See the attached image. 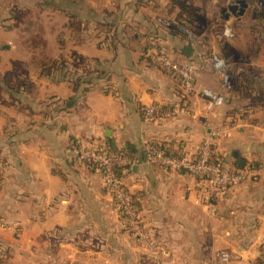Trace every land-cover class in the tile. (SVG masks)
<instances>
[{"label": "crops", "instance_id": "obj_1", "mask_svg": "<svg viewBox=\"0 0 264 264\" xmlns=\"http://www.w3.org/2000/svg\"><path fill=\"white\" fill-rule=\"evenodd\" d=\"M120 1L116 18L102 25L87 16L78 29L69 22L78 12L35 23L21 16L31 15L26 3L0 0V264H261L264 59L247 63L254 73L239 82L243 90L210 108L154 52L193 63L201 86L222 91L214 56L231 53L225 43L248 51L236 29L232 38L211 34L192 44L157 21L169 0H156L155 8L136 0L133 22L129 0ZM39 55L44 59H33ZM29 60L40 62L36 72L14 69ZM50 61L67 67L50 68ZM236 63L231 68L245 73ZM152 105L181 114L148 121L144 110ZM215 130L224 167L244 175L236 187L209 190L188 170L149 160V146L193 158ZM72 143L136 161L120 176L136 205L139 240L122 226L103 173L75 160ZM223 251L230 261L221 260Z\"/></svg>", "mask_w": 264, "mask_h": 264}, {"label": "built area", "instance_id": "obj_2", "mask_svg": "<svg viewBox=\"0 0 264 264\" xmlns=\"http://www.w3.org/2000/svg\"><path fill=\"white\" fill-rule=\"evenodd\" d=\"M247 11L253 12L254 15L264 17V0L252 3L250 0ZM227 5V0H222L218 10L217 21L221 23L219 37L232 38L234 37L233 24L240 19L229 16L226 18L225 12L222 9ZM168 19V18H167ZM158 17L159 24L167 30H180L185 34L192 44H197L201 39V34L190 31L188 27L175 20ZM259 19V18H258ZM257 20V19H255ZM233 23V24H231ZM195 25L198 27L197 21ZM189 29V30H188ZM157 60L160 62L170 74L174 75L181 83L183 90L189 94H196L205 97L208 100L209 107L221 106L226 101V94L233 89V79L236 76L231 71L234 64L232 58L228 55L214 56V66L222 78V91H214L210 88L203 87L197 81V72L193 63H180L172 59L166 51H155ZM243 75L238 72L237 75ZM181 114V109H161L155 105L148 106L144 110L145 119L148 121L165 119ZM220 132L213 131L199 146L195 157L176 158L167 156L162 150L149 146L148 156L153 163L161 165H170L174 168H183L199 177L203 182H206L208 189H222L236 187L244 181V175L239 172H229L224 167L223 156L218 153L215 148V139ZM71 154L78 162L94 164L104 175V180L112 193L117 208L120 212L122 226L130 229L138 240L143 236L137 224V214L132 205L130 193L125 187L121 176L117 169L123 168L128 170L136 161L128 158L123 154H111L103 149L91 146H82L76 143L71 144ZM223 261H230L232 258L228 252L223 251L219 254Z\"/></svg>", "mask_w": 264, "mask_h": 264}, {"label": "rangeland", "instance_id": "obj_3", "mask_svg": "<svg viewBox=\"0 0 264 264\" xmlns=\"http://www.w3.org/2000/svg\"><path fill=\"white\" fill-rule=\"evenodd\" d=\"M222 0H193L195 4L199 6V14L196 18V21L198 23V27L196 30L190 29V31H193L195 33L201 34L202 38L204 36L206 37L207 35L213 34L214 36L218 35V32L220 31L221 28V23L217 21L218 17V10H219V5ZM15 4H21L22 2L26 3L25 4V9L29 10L31 15L29 14H21L22 18H25V20H31L35 22L42 20L46 22L47 17H51L56 20V18H59V20H62L60 17L62 14L66 13L70 15V11L73 12H78L80 16H77L76 18L74 16H66L70 17V21H76V19H80L81 17L82 22L85 24L87 22H90L89 18L87 16L91 17L92 23L97 24L96 22L102 23V25H105L108 23V21L113 20L116 18V13H118V9L122 6V2L120 0H14ZM130 3L128 5H132L136 2V0H129ZM127 14H128V19H131L133 17V11H131V6L127 8ZM43 12H49L55 13L56 15H44ZM92 12V13H91ZM110 12V13H109ZM40 14V15H38ZM84 14V16H83ZM92 14V16H90ZM255 19L262 21V25H256ZM167 19L166 17H164ZM259 18V19H258ZM104 19H106L104 21ZM64 20V19H63ZM87 20V21H86ZM168 20V19H167ZM171 20V19H170ZM107 21V22H106ZM129 22V20H128ZM130 22H133V18L130 20ZM177 22V21H176ZM36 23V22H35ZM39 23V22H38ZM233 27L235 32H237V35L235 37V40L240 41L242 40L243 43H245L246 48H248L247 52H238V51H233L231 52L228 56L229 58H232V62H237V66L241 67L242 70H244L245 73L241 76L242 79L240 78H235L233 79V84L236 82L239 84V82L242 81H247L245 77H249L250 74L254 73L252 72L249 68V62H252L254 59H259L263 58L264 59V17H259L253 14V12L248 11L245 16L240 19L239 21H235L233 24ZM256 27V28H254ZM189 30V29H188ZM164 31V30H163ZM168 32V31H167ZM180 32V30H173V33ZM170 33V32H169ZM260 39L262 42V46L260 47L259 50L255 53L257 47H254L253 45L255 44L256 40ZM253 42V43H251ZM31 49L33 50L34 53L37 52L39 53L40 48L38 46H32ZM27 60L29 59V55H27ZM34 60H43L44 55H39L38 57H33ZM31 60H29L27 63H20V65L17 64V66L14 67L15 70L22 72V71H31V72H36L38 67L41 65L40 62L35 61L32 63H29ZM54 64H57L50 61L48 62V65L50 68H53ZM5 74L7 67L4 64V66L1 68ZM231 71L235 74L238 72V70H234L233 68ZM245 78V79H244ZM4 80V79H3ZM3 82V81H2ZM5 87L8 85L7 80H4ZM264 82V80H263ZM12 83V82H11ZM247 85H241V89L243 90ZM0 87H4L0 84ZM262 95L256 96V98L250 99L252 103L255 102H260L262 99ZM256 104V103H255Z\"/></svg>", "mask_w": 264, "mask_h": 264}, {"label": "trees", "instance_id": "obj_4", "mask_svg": "<svg viewBox=\"0 0 264 264\" xmlns=\"http://www.w3.org/2000/svg\"><path fill=\"white\" fill-rule=\"evenodd\" d=\"M252 3H255V2H258L260 0H250ZM157 1L156 0H138L137 3H139L140 5H145V6H149L150 7H159V5L156 3ZM164 10L161 12L163 17H166L168 19H171V20H175V21H178L180 23H182L183 25H185L186 27H188L189 29H193V30H196L197 26L195 25V21H196V18L199 14V6L197 4H195L193 2V0H169V2L166 4V6H164L163 8ZM257 21L256 22V25H262V21H259V20H255ZM82 21L81 20H76L75 22H72V26H76L75 28H78L80 29L82 27ZM255 28V27H254ZM223 50L225 51V54L229 53V52H232L234 51V49L227 43L224 44L223 46ZM65 68L67 67V64H65L64 62H59V64H54L53 68ZM77 80V83L80 82V78H75L74 81ZM242 84H237L236 82H234L233 84V89H237L238 90L241 88ZM232 89V90H233ZM164 153L165 154H168L170 155L169 151L164 149ZM118 154H123L125 155L124 152H121V153H118ZM170 156H175V155H170ZM178 157L181 156V155H177ZM81 163H85V162H81ZM88 166H91L93 168H97L94 164H90V163H86ZM98 169V168H97ZM122 170L123 168H118L117 169V172L119 175L122 174ZM100 171V170H99ZM102 172V171H100ZM131 196V200H132V205L137 213V210H136V205H135V202H134V199L132 197V194L130 195ZM261 264H264V262L261 261Z\"/></svg>", "mask_w": 264, "mask_h": 264}, {"label": "water", "instance_id": "obj_5", "mask_svg": "<svg viewBox=\"0 0 264 264\" xmlns=\"http://www.w3.org/2000/svg\"><path fill=\"white\" fill-rule=\"evenodd\" d=\"M248 6V0H227V5L222 9V11L225 12L226 18L232 15L240 19L241 16L246 13ZM192 52L193 48L191 46L186 47L185 54L187 56H190Z\"/></svg>", "mask_w": 264, "mask_h": 264}]
</instances>
